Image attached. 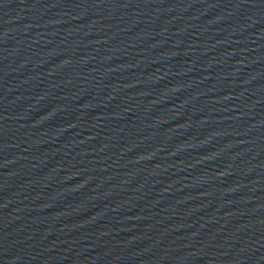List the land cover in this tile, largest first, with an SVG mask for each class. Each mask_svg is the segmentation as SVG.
<instances>
[{
	"label": "water",
	"instance_id": "obj_1",
	"mask_svg": "<svg viewBox=\"0 0 264 264\" xmlns=\"http://www.w3.org/2000/svg\"><path fill=\"white\" fill-rule=\"evenodd\" d=\"M0 264H264V0H0Z\"/></svg>",
	"mask_w": 264,
	"mask_h": 264
}]
</instances>
